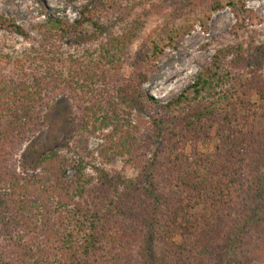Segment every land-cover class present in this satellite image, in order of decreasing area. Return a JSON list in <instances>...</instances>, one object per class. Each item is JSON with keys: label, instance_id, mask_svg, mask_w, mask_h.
Masks as SVG:
<instances>
[{"label": "trees", "instance_id": "obj_1", "mask_svg": "<svg viewBox=\"0 0 264 264\" xmlns=\"http://www.w3.org/2000/svg\"><path fill=\"white\" fill-rule=\"evenodd\" d=\"M150 1L44 9L37 35L0 15L23 38H0V264H264V44L238 36L160 100L145 84L180 40H141ZM181 7L208 16L221 0ZM61 96L69 143L36 151Z\"/></svg>", "mask_w": 264, "mask_h": 264}, {"label": "rangeland", "instance_id": "obj_2", "mask_svg": "<svg viewBox=\"0 0 264 264\" xmlns=\"http://www.w3.org/2000/svg\"><path fill=\"white\" fill-rule=\"evenodd\" d=\"M182 1L147 2V7L157 5L159 10L147 18L141 40L156 34L157 31L159 36L166 37L171 33L176 40H180L179 43L164 48L163 55L155 60L154 65L160 77L145 84L151 95L163 101L179 93L192 81L202 63L209 62L219 47L237 42L238 36L247 40L249 33L253 32L256 43L264 44V0H246L249 14L241 10L240 0H221V7L213 10L208 16L198 8L194 10L182 8ZM81 5L82 0H0V15L15 17L26 30L37 35L36 25L46 20L42 10H52L55 14L59 13L68 19H74L78 17V9ZM0 38L14 44H17L14 41H23L22 37L2 27H0ZM139 45L140 43L134 45V51ZM16 46L20 47L19 44ZM170 59L174 60L172 64H168ZM132 71L131 65L123 70L126 75ZM72 113L68 98L61 96L51 101L45 117L47 125L32 142L36 151L69 143L70 129L73 126ZM100 141L98 136L91 137L90 148H96ZM32 143L26 144L20 154L22 158L32 151ZM116 166L120 168L121 164L116 163ZM133 172L134 170H127L128 175H132Z\"/></svg>", "mask_w": 264, "mask_h": 264}]
</instances>
